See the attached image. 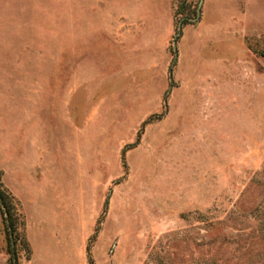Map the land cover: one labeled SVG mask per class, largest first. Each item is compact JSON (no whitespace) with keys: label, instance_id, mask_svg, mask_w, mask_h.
<instances>
[{"label":"rangeland","instance_id":"1","mask_svg":"<svg viewBox=\"0 0 264 264\" xmlns=\"http://www.w3.org/2000/svg\"><path fill=\"white\" fill-rule=\"evenodd\" d=\"M113 1L0 0V264H264V0Z\"/></svg>","mask_w":264,"mask_h":264},{"label":"crops","instance_id":"2","mask_svg":"<svg viewBox=\"0 0 264 264\" xmlns=\"http://www.w3.org/2000/svg\"><path fill=\"white\" fill-rule=\"evenodd\" d=\"M164 2L166 4L167 11L170 15H169L168 21L164 25V32L161 35L162 37L164 35H166V33L168 32L169 27H170V21H171V10H170V6H169V0H165ZM141 7H142L141 0H127V4L123 0H114L113 1V7H112L113 18L115 19V22H119L120 13L124 12L126 9L128 12V17L130 19H134L136 21V28H137V27L143 25L141 23V21L144 20L143 18H141L142 16H140V14H139L140 12H143ZM5 117H6V115H5ZM5 123H6V119H5V122L3 124L4 128H6ZM3 137H5V138L7 137L6 131L3 132ZM3 137H2V140H4ZM7 139H8V137H7ZM4 144H5V146H7L5 141H4ZM4 148L5 147H3V149Z\"/></svg>","mask_w":264,"mask_h":264},{"label":"trees","instance_id":"3","mask_svg":"<svg viewBox=\"0 0 264 264\" xmlns=\"http://www.w3.org/2000/svg\"><path fill=\"white\" fill-rule=\"evenodd\" d=\"M195 17H196V11H195ZM190 17H184L182 16L179 21H178V27L182 24L187 22L188 20H190ZM260 54L262 56H264V50L260 52ZM0 203L4 206V209L7 213V221H8V227L11 226V222H10V207H9V203L7 200V193L5 192V190L1 187L0 185ZM92 264V263H91Z\"/></svg>","mask_w":264,"mask_h":264},{"label":"water","instance_id":"4","mask_svg":"<svg viewBox=\"0 0 264 264\" xmlns=\"http://www.w3.org/2000/svg\"><path fill=\"white\" fill-rule=\"evenodd\" d=\"M200 1L201 0H199V4H200ZM0 207H1V209H2V211H3V217H4V219H5V223L8 225V221H7V213H6V211H5V209H4V206L0 203ZM9 236L11 237V233L9 232ZM10 246H11V249L13 250V241H12V239L10 238ZM14 256H13V261H14Z\"/></svg>","mask_w":264,"mask_h":264}]
</instances>
